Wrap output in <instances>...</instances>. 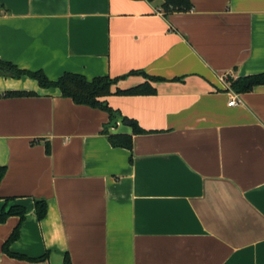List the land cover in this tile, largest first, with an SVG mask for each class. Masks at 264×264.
I'll list each match as a JSON object with an SVG mask.
<instances>
[{
	"label": "crops",
	"instance_id": "1",
	"mask_svg": "<svg viewBox=\"0 0 264 264\" xmlns=\"http://www.w3.org/2000/svg\"><path fill=\"white\" fill-rule=\"evenodd\" d=\"M190 1L0 0L2 61L122 78L112 114L0 76V264H264V0Z\"/></svg>",
	"mask_w": 264,
	"mask_h": 264
},
{
	"label": "trees",
	"instance_id": "2",
	"mask_svg": "<svg viewBox=\"0 0 264 264\" xmlns=\"http://www.w3.org/2000/svg\"><path fill=\"white\" fill-rule=\"evenodd\" d=\"M165 12L190 10L192 4L190 0H164ZM137 73V72H136ZM135 74V73H134ZM0 76L13 79H22L28 77L38 82L39 86L43 89H58L61 92L62 97L71 99L75 104L88 106L95 109H101L113 114V111L109 107L105 98L112 95V88L122 78H110V77H97L92 80L87 79L83 75L66 73L60 77L57 81H51L43 71H29L20 69L18 66L4 62L0 59ZM264 85V74L248 76L237 81L232 82V88L238 93H246L252 91L257 86ZM155 93L149 83L140 85L138 87L129 90H117L116 94L121 95H152ZM7 96H31L32 92H10ZM137 133L143 132L137 127L135 128ZM111 143L117 147H125L131 149L132 137L127 135L110 136ZM5 168H0V182L5 174ZM48 206L45 201H36V211L38 218L42 220L47 214ZM17 215L20 217V224L14 229L11 236L4 244V250L9 251L11 244L19 239L21 223L26 218V210L23 207H11L10 209H4L0 213V223L4 222L9 216ZM12 256L22 258L23 256L13 254ZM45 256L38 260H44ZM65 264H71L70 260L66 257Z\"/></svg>",
	"mask_w": 264,
	"mask_h": 264
},
{
	"label": "built area",
	"instance_id": "3",
	"mask_svg": "<svg viewBox=\"0 0 264 264\" xmlns=\"http://www.w3.org/2000/svg\"><path fill=\"white\" fill-rule=\"evenodd\" d=\"M239 102H240V101H238V99L235 97V98L229 103V105H230V106H235V105H237Z\"/></svg>",
	"mask_w": 264,
	"mask_h": 264
}]
</instances>
